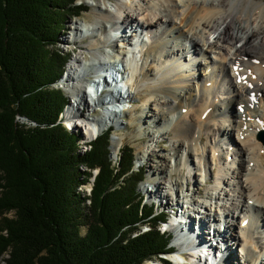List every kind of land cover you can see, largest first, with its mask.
Listing matches in <instances>:
<instances>
[{"label": "trees", "instance_id": "1", "mask_svg": "<svg viewBox=\"0 0 264 264\" xmlns=\"http://www.w3.org/2000/svg\"><path fill=\"white\" fill-rule=\"evenodd\" d=\"M77 1L0 0V257L8 254L5 264H170L159 256L169 250L157 228L163 215L142 203L144 171L133 169L131 147L112 164L105 131L80 155L79 135L59 121L68 99L53 84L70 54L55 47L66 21L88 10ZM16 116L35 125L24 128ZM94 168L86 205L77 187Z\"/></svg>", "mask_w": 264, "mask_h": 264}, {"label": "bare ground", "instance_id": "2", "mask_svg": "<svg viewBox=\"0 0 264 264\" xmlns=\"http://www.w3.org/2000/svg\"><path fill=\"white\" fill-rule=\"evenodd\" d=\"M113 1L115 3L112 11L99 9L98 15L101 23L104 21L107 24L124 25L123 29H127V31H124V35L135 33L134 28L139 24L146 31H151L152 34L155 31L157 32L160 27L164 29L158 37H154L153 42L147 43V48L143 54L142 52L138 54L134 50L128 55L127 62L128 66L132 64L133 67L129 70L130 75L127 80L126 93L133 94L142 89V94L147 98L142 105H149V108L154 102H157V106L160 105L158 108H151L152 113L150 114L143 116L144 113L141 112L132 118V121L135 119L136 122L143 121L144 124L143 117L149 115L155 129L154 131L138 129L134 131L135 135L132 138L141 139L150 136V142L154 138L157 142L164 138V135L168 132H171L175 156H168L170 158L167 161L172 159L173 156L176 158L174 168H171L170 164H152L151 175L146 177L143 182L151 185L149 192L157 196L159 203H166L167 200V205H170L174 197H180V194L188 191V188L184 189L182 187L181 178L183 177L179 176L178 172L186 165L185 163L190 157L191 164L195 165V171L193 172V178L195 179L193 182L197 185L201 184V179L207 176L211 167L216 168L214 175L220 177L215 181L213 189H219L218 193L207 191L210 201L202 199L200 196L198 199L191 200L189 204L193 211L201 213L198 215L202 218L200 221L203 230L207 228L205 216L209 221H213V224L217 222L219 228L216 227V229L219 230L214 232L213 236L225 244L221 245L223 249H227V253L225 252L227 260L230 259L235 262L236 248L233 247V244L236 243L239 253L241 252L242 257L247 260L241 264H264V242L263 245L258 243L262 240L261 231H257L258 235H254L255 228L260 229L262 225L264 226V146L255 137L257 131L264 127V2L254 1L249 3L248 0H215V2H208L207 0H155V4H153L148 0ZM98 27H92L94 30L90 27H75L74 30L75 33L82 29L92 30L95 33V28ZM103 28L101 26L100 29ZM171 33L174 34L173 37L177 38L178 42L183 39L181 46L187 44V42L190 43L191 52L184 51V46L183 48L180 45L179 48L173 47L169 43V38L166 37ZM212 36L213 42H208L207 39ZM71 38L75 39L76 35ZM138 40L142 42L140 37L136 41ZM235 43H240V45L236 47ZM104 44L106 42L99 44L95 40V42L90 41L87 47L91 49L101 48L104 47ZM175 50L183 56L185 63L177 60L178 53L174 55ZM199 51L203 55H209V58H211L210 63L215 64L218 62V65H216L217 74L211 69L206 74H200L197 71L198 74H196L195 71H190L189 64L191 66L202 65L200 61L194 64V61L189 59V55L192 56V54ZM112 58L116 60L115 55ZM83 59V56L80 55L78 59L75 58L74 60L79 63ZM147 60H149L150 65L145 68L143 66L146 65ZM256 60L258 63L253 64ZM74 65L67 66L62 82L69 84L70 89H68V92L74 90L73 97L79 96L80 102L84 101L83 104L96 103L99 100L98 97L92 101H88V97L89 95L98 94L99 78H96L98 81L94 84L87 82L78 86L74 79V76H77ZM184 66L186 69L188 67L187 75L192 87L186 91V86L182 83L176 96V88L172 82L174 79L184 78L182 73L176 72L180 68L183 69ZM135 73L137 77H135ZM222 73L227 76L230 88V91L229 89L225 90L228 96L220 100L225 112L231 114V117L227 118L228 120L221 115L218 109L220 106H218L213 90V88L220 85L219 76ZM99 77L105 78L102 74ZM202 77H204L202 83L198 82ZM238 78H243V80L238 81ZM73 79L74 81H72ZM104 82L106 81L104 80ZM92 88H95V94L91 93ZM195 91L200 93L197 100L194 97ZM252 93H255L256 101L250 99ZM118 94L121 96L119 92ZM158 96L164 100L159 101ZM238 106L243 107V111H240ZM73 108L69 101L64 115L68 116L69 112H74ZM184 108L185 111L182 112ZM77 113H80L82 118H79L76 125H81L85 129L84 134L87 137L98 135L107 123L105 119L102 121L96 119L91 124L88 119L84 120L81 112ZM225 124H227V127H224ZM218 135L231 138V142L238 147L239 160L236 161V154L228 151L229 145L227 144V147H225V142H222L220 138L218 139ZM113 139L115 143L111 145L112 156L117 155L119 145L118 139ZM228 141L230 142V139ZM223 146L226 153L231 155L229 161L237 163V169L232 171V174L235 173L233 178L230 176L229 168H222L220 165L223 164L221 160L226 162V156L219 153L220 148ZM138 150L144 152L146 156H150L153 152L151 144L146 149L141 145ZM162 157L166 159L165 156ZM163 174L164 182L154 178L156 175L158 177ZM198 176L200 180H198ZM189 178L188 175L187 186L190 185ZM222 183L230 187L229 191L225 190V187L221 185ZM161 192L163 197L166 198L165 200L160 197ZM222 193L223 197H220ZM219 201L221 202L219 206L222 205L225 208L222 212L216 210ZM250 201H252L251 204ZM198 209H200V212ZM201 209L206 212L204 217H202ZM211 210L213 214H211ZM253 213L261 214L260 221L253 216ZM235 214L236 218H239L237 225L233 222ZM228 217L230 219H227ZM174 223L175 219H171L166 224L167 228L175 230L176 224ZM222 224L223 229L221 230L220 226ZM177 226L178 229L181 228V225ZM232 228H237V230L226 237V229ZM203 232L206 233V231ZM183 233L184 239L178 237L176 242H183V240L191 238L194 241L196 240L197 234L194 233L193 229L185 230ZM230 238L233 244L227 242ZM200 253H203L201 248L197 252L192 251L195 263H197L196 256H200ZM176 257V253L170 255V259L173 261ZM212 258H210V261H213Z\"/></svg>", "mask_w": 264, "mask_h": 264}, {"label": "rangeland", "instance_id": "3", "mask_svg": "<svg viewBox=\"0 0 264 264\" xmlns=\"http://www.w3.org/2000/svg\"><path fill=\"white\" fill-rule=\"evenodd\" d=\"M148 1L153 3V4H155V0H148ZM207 1L208 2H210V1L215 2V0H207ZM248 1H249V3L254 2V1L255 2H260V1L264 2V0H248ZM79 2H80V0L77 1V3H79ZM83 3L87 6L88 10L85 11V12H82L79 17L70 18L69 20H67L64 30H62V32L58 34L57 43H56V47L55 48L59 49L63 53L64 52L66 53L65 49H68V47L72 48V45L67 46L65 41L70 38V36L72 35L73 31H75L74 30L75 27L79 28V26H82V25H84V26L91 25V26H95V27L100 26L98 28H95V33L97 35L95 36L94 40H97L98 37H101L102 34L107 31L106 28H105V25L107 23H105L104 21H103V23H101V19L99 18L98 12H99V9L111 11V9L113 8V5H114L115 2L113 0H84ZM95 4H96V6L94 7ZM101 26H102V28L104 26V28L100 29ZM160 28H161V30L160 29L158 30V35H160L161 34L160 32L162 30H164L163 27H160ZM166 31H167V29H166ZM173 35L174 34L171 33L169 35H166V37L169 38V40L171 41V42L169 41V43H172L171 44L172 46H175V47L179 48V45L181 46L182 45L181 43H183L182 42L183 39L180 38L182 40H180V42H178L177 38L173 37ZM207 40H208V42H213V40H214L213 36L211 38H208ZM249 42H250V39H249ZM84 45H86V43H84ZM239 45H240V43H235L236 47H238ZM183 46H184V51L190 50V52H191V47L190 48H188V47L186 48V43ZM183 46H181V48H183ZM75 48L76 49L73 52L69 53L70 54V59L78 57V56L81 55L84 58L83 60H86L87 63H89V62H98L97 66H99L100 68H103V70L104 69L107 70V68H108V70H109L108 74L111 73L110 75H113L112 74L113 71L110 69V67L108 65V62L104 58V56H96V55L92 56L90 51L81 50V49L78 48L77 45H75ZM85 52H86V54H85ZM189 57H190L189 59H191V58L193 59L194 64H197L199 61L202 63V65L198 64V65H195V66H191L189 64L190 71H195V72L197 71L200 74L201 73L202 74H206V72L211 69V70H213V72L215 74H217L216 65H218V62L215 63V64L210 63L211 62V58H209V55H207V54L203 55V53L199 51L198 53L196 52V54L194 53V54H192V56H189ZM74 61L75 60H73V63H74ZM69 65H72V64H69ZM79 67H81L85 71V68H84L85 65L84 64H80ZM204 69H205V71H204ZM197 72H196V74H198ZM76 73H77V76L76 77L74 76V79H75V82L78 83V84L77 83L76 84L79 86V85H81V83L79 84V82H81L86 75L83 76V75L79 74L77 72V70H76ZM187 73H188V71L186 72L185 75H187ZM74 79L72 81H74ZM203 80H204V77L200 78V80H198V82L202 83ZM83 81H85V79ZM190 83L189 82L188 83L187 82L184 83V85L186 86L185 87L186 91H187L188 88L192 87V83L191 84ZM60 86L64 87L65 90H67V91H65V95L69 97L70 100H68V102L70 101V103L73 105L74 112L75 111H76V113L77 112H81L82 115H84L85 117H93V118H96V119H100V118L102 119V118H106L107 116H109L110 118H112L114 120L115 119L118 120L119 125H117V129H114L111 132L110 144L112 145V144L115 143L113 141L114 140L113 138L118 139L119 145H118L117 154H119L121 149L124 148L125 146L131 147V149L134 152V157H135V160H134L135 163H134L133 169H136V168L140 167V165L142 164L141 168L144 171V179H143V181L146 179V177H150V175H151V173H150L151 171L150 170L152 168L151 167L152 164L153 165H155V163H162L164 165L165 164H170L171 168H174V165H175V162H176V158L174 157L175 155H174V150H173V147H172V139L173 138H172L171 132H168L166 135H164L165 136L164 138L158 140L157 142H155V138L150 142V140H149L150 136L143 137L141 139L132 138V136L135 135L134 131H136L138 129H149L150 131H154L155 130L153 125H152V123H151V121H150L149 115H147L146 117H143V119L145 120L144 124H143V121H141L140 123L136 122L135 119H134V121H132V118L135 117V115H139L141 112L144 113L143 116L145 114H150V113H152L151 108L152 109L153 108H158L160 106L159 104L157 106V104H156L157 102L152 103V106H150V108H149V105H142V103L147 99L145 97V95L142 94V89H139L138 90L139 92H136L133 95L132 100H134V105L129 110H127V112L119 114L118 111L120 109V105L117 104V102L112 101V98L109 95L105 96L104 94H102L100 96L99 100H98V106H97V108H100V109L98 111L96 110L95 112H91L90 108L92 106L89 103L87 105H85V104H83V102H84L83 100H82L83 102H80V97L79 96H74L73 97L74 90H73V92H68V89H70V86H69L68 83L59 81L58 83L53 85V87H55V88H60ZM226 88H229V84L226 83V80L223 79V81L220 82L219 87L214 89V93L216 95V98L218 99L217 100V102L219 104L218 106H220L218 109L220 111L222 110V101H220V100L223 97L228 96V94L225 93ZM177 91L178 90L176 89L175 90V95L176 96L178 95ZM196 93H195L194 97H196V100H197L200 97V93H198V92H196ZM89 97H90V95H89ZM89 97H88V101L90 100ZM163 100H164L163 98L159 97V101H163ZM107 102L109 103V105H107L109 108L106 109L105 112L106 113L109 112V113L108 114H105V113L103 114V107H104V105ZM67 105H68V103L66 104V106ZM231 109H232V107H231ZM183 110L184 109H182V112H184ZM226 115L228 116L227 117L228 119L231 117V114L229 112H226ZM24 119H27V118H25V117H21V118L20 117H16L15 121L17 123H19L20 125L23 124L24 128L25 127H29L28 124L27 125L25 124L26 122H22V121H24ZM224 127H227V124H225ZM76 132L79 134V130H76ZM260 132L264 133V128H261V130H259L256 133V139L264 146V141H262L261 139L258 138V134ZM204 136L206 137V135H204ZM263 136H264V134H263ZM217 138L218 139L220 138L222 140V142L223 141L225 142V145H224L225 147H227V144L228 145L233 144V145H231L229 147L228 151L230 153L234 152L236 154V161L240 159L239 150H237L238 147L236 145H234L233 142H231V138L230 137H228L230 139V142L228 141L229 139L227 137H223V136L220 137L218 135ZM150 144H151V148L153 150V152L150 154V156H146V154L144 152H139L138 149H139V147L141 145H142V147L144 149H146L147 146L150 145ZM207 145L210 146L209 143H207ZM224 146L222 148H220L219 153H220V155L222 154V156H224V155L226 156V160H225L226 162L221 160V162L223 164H220V165H221L222 168H229L230 176H232V178H233L235 173L232 174V171L234 169H237V163L229 161V160H231L230 159L231 155L226 153V150H225ZM110 151H112V149ZM170 155H174V156L172 157V159H169V161H167L168 158H170V157H168ZM116 156L117 155L112 156V152H111L110 157H111L112 160L117 158ZM162 156H165L166 159H164ZM185 164L186 165L184 167H182L178 173L180 174L179 176L183 177V178H181L182 187L184 189L188 188V191H186V194H188V198H190V200H194V199H198L201 196L202 199H206L207 201H210L209 198H208L209 195H208L207 191L215 193V194H217L218 191H219V189H215V190L213 189L215 181L218 179V177H220L218 175H214L215 172H216V168L211 167V169L208 172L207 176L201 179L202 180L201 184L197 185V184H195V182H193V180L195 179V178H193V172L195 171V169H194L195 165L191 164V157H190V159H188V161ZM188 175L190 177L189 178V181H190V185L189 186H187ZM154 178H157L159 181L164 182V174L163 175H159L158 177L156 175ZM232 178H231V180H233ZM198 180H200L199 176H198ZM221 185L223 187H225L226 191H229L228 189L230 187L225 186V184H223V183ZM150 187H151V185H149V183L141 182L139 184V186L137 185V191L143 197L145 194H150V192H149V189H151ZM176 188H178V187H176ZM79 190H80V188H79ZM146 190H148V191L146 192ZM199 192H200V195H199ZM162 194L163 193L161 192V196L160 197L163 198V200H165L166 198H164ZM80 195H81V192H80ZM220 197H223V193L220 194ZM146 201H147V199H145L143 197L142 198V203H145ZM249 203L251 204L252 201H250ZM220 204H221V202L219 201L217 206H216V208H217L216 210H219V212H222V210L225 209V208H223L222 205L219 206ZM170 207H171V205H167L166 204V206H164V209L167 208V210H169ZM158 210L159 209L154 210V211L157 212ZM198 210H200V209H198ZM201 212H202V217H204L206 212L203 209H201ZM226 212H228V210H226ZM194 214H197V213H194ZM211 214H213L212 210H211ZM8 215H10V214H8ZM260 215L261 214L253 213V216L256 217L258 219V221H260V219H261ZM239 216H241V215H239ZM205 218H207V216H205ZM227 219H230V217H228ZM238 220H239V218H236V214H235V218L233 220L235 225H237V221ZM260 224H261V222H260ZM224 225H225V223H224ZM235 225H234V227H235ZM216 227H217V225H216ZM146 229H147V227H143V230H146ZM226 230H227V234H226V237H227L231 232H234V230H237V228L226 229ZM259 230L261 231L260 234L262 236V240L258 241V243L259 244L262 243V245H263V242H264V226L262 225L260 227V229L255 228L254 231H256V232L254 233V235H258L257 231H259ZM81 231L84 234L85 231H86V228L84 226L81 227ZM227 242L229 244H233L231 238L228 239ZM259 244H258V246H259ZM235 252H236V259H237V256H238V259H241L242 257L239 254V249L238 248H237V250ZM234 256H235V253H234ZM7 257H8V254H6V253L2 254L1 257H0V264H5V261H3V258H7ZM157 261L158 260L153 259V260L146 261V263L147 264H155V263L156 264H161V263H158L159 261L158 262ZM247 264H252V263H247Z\"/></svg>", "mask_w": 264, "mask_h": 264}, {"label": "built area", "instance_id": "4", "mask_svg": "<svg viewBox=\"0 0 264 264\" xmlns=\"http://www.w3.org/2000/svg\"><path fill=\"white\" fill-rule=\"evenodd\" d=\"M16 117H20V116H16ZM21 118V117H20ZM21 120V119H20ZM22 122H26L25 124L29 125V126H34L35 123L34 122H31L27 119H24V121ZM90 142V139H80L76 142L77 144V153L80 154V155H83L85 152L89 151L90 148H91V145L89 144ZM81 171L82 172H86V171H89L85 166H82L81 167ZM90 172H92V176H87V180L86 182H83L82 184H80L78 187H77V192H81V196L85 198V204L88 205L90 203V194H91V189H92V185H93V180H94V176L97 172L96 169H92ZM85 177V174L83 175ZM80 188V190H79Z\"/></svg>", "mask_w": 264, "mask_h": 264}, {"label": "water", "instance_id": "5", "mask_svg": "<svg viewBox=\"0 0 264 264\" xmlns=\"http://www.w3.org/2000/svg\"><path fill=\"white\" fill-rule=\"evenodd\" d=\"M111 146L109 145V148H110ZM109 155H110V153H109Z\"/></svg>", "mask_w": 264, "mask_h": 264}]
</instances>
